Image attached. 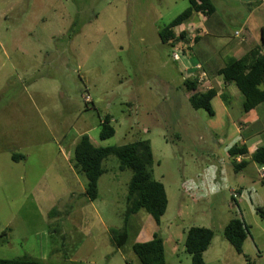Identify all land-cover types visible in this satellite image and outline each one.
Returning a JSON list of instances; mask_svg holds the SVG:
<instances>
[{"label": "rangeland", "instance_id": "rangeland-1", "mask_svg": "<svg viewBox=\"0 0 264 264\" xmlns=\"http://www.w3.org/2000/svg\"><path fill=\"white\" fill-rule=\"evenodd\" d=\"M211 1L214 13L203 14L201 25L189 20L193 32L172 46L158 31L187 0H0V259L140 264L131 247L146 230L165 240L167 264H190L184 231L203 227L214 232L206 264H247L244 256L264 264V186L248 156L244 169L233 168L228 150L248 139L238 125L242 96L233 84L226 88L215 63L261 45L264 0ZM190 60L216 64L208 72L200 62L207 83H197L198 91L219 93L213 116L188 102L182 81L198 73L181 64ZM258 109L263 115L264 102ZM105 117L115 133L100 140ZM82 135L94 147L150 143L167 209L158 225L144 210L131 215L120 248L110 231L123 228L132 173L108 157L97 199L87 200L86 179L72 163ZM258 139H248L250 152L264 146V135ZM232 219L249 227L243 255L222 235Z\"/></svg>", "mask_w": 264, "mask_h": 264}, {"label": "trees", "instance_id": "trees-1", "mask_svg": "<svg viewBox=\"0 0 264 264\" xmlns=\"http://www.w3.org/2000/svg\"><path fill=\"white\" fill-rule=\"evenodd\" d=\"M187 2L188 7L158 31L159 40L163 44L178 45L184 41L185 33L182 30L178 36L174 35L176 27H182L197 13L209 17L215 11L211 0H187ZM260 43L259 47L239 58H228L224 66L218 70V76L225 84H233L238 89L243 99L242 110L244 113H248L264 102V55L261 54V48L264 46V26L260 28ZM188 46L187 44L186 47ZM182 85L187 92L191 93L188 102L193 109H202L209 116L214 115L211 101L217 94L215 89L198 91L197 81L190 79H184ZM99 125L100 140L109 139L114 135L115 131L107 117ZM246 154L247 149L244 145L228 150V155L233 159ZM110 156H114L118 160L120 171L129 169L132 173L127 187V209L123 228L120 231H110L111 243L120 248L127 240L126 228L130 216L144 210L158 225L160 218L166 212L168 200L163 184L153 177L154 160L149 141L140 140L123 146L94 147L88 136L82 135L74 146L72 163L74 169L86 179L83 196L87 200L97 199L98 180L104 173L102 162ZM16 158L17 156H12V159L17 160ZM250 161L258 167L264 166V147L256 148L250 155ZM246 165V161H233L235 171L244 169ZM260 183L264 186V177ZM2 234L4 235V232ZM248 234L249 227L239 219L230 220L222 229L223 237L239 255H243V243ZM213 237L214 232L208 228L191 227L186 231L184 249L190 256V264H205L203 254L209 248ZM131 249L140 264H166L163 241L156 233L153 234L150 241L134 243ZM244 258L249 262L246 256ZM0 264L43 263L30 258H17L0 259Z\"/></svg>", "mask_w": 264, "mask_h": 264}, {"label": "crops", "instance_id": "crops-1", "mask_svg": "<svg viewBox=\"0 0 264 264\" xmlns=\"http://www.w3.org/2000/svg\"><path fill=\"white\" fill-rule=\"evenodd\" d=\"M194 16V18H190V20L192 19V21H194V20H197L198 19V21L197 22H195L194 23V25H198V24H200L201 25V22H203V20H204V17L202 16V14L201 13H197V14H195V15H193ZM201 17H202V19H201ZM188 25H190L189 24V22L187 23H185L182 27H184V33H185V35H187L186 34V32H190V30H188L187 31V29L185 30V26H188ZM182 30H181V27H176L175 29H174V32L175 33H180ZM244 41V40H243ZM243 41H241V42H243ZM243 46V45H242ZM240 47H241V45L240 44H238V45H231V52H234V51H238L239 49H240ZM256 47H259V45H255L253 48H251V49H249V50H246V51H244V52H242V50L240 51L242 54H240V56H238V57H236V58H239V57H241V56H243L244 54H246L247 52H249L250 50H252V49H254V48H256ZM242 48V47H241ZM261 53H262V51H261ZM173 60V59H172ZM186 60V59H185ZM175 62H177V61H175ZM201 62V64L204 66V68L208 71V72H213L212 71V69H213V66L214 65H216L215 63H217V62H220L221 64L220 65H218L219 66V68H218V70H220L223 66H224V64L225 63H223V62H221V61H215V63L213 62L212 63V61H200ZM199 61H194V60H190V61H183V63L181 64V67L183 68V67H187V68H189L188 69V71H187V74H191V72H192V69H191V66L193 65V64H199L200 63ZM217 70V71H218ZM180 74H181V76H182V78H183V76H184V72L182 71V69H181V71L179 72ZM229 86H232V84L231 85H229V84H226V88L228 87L229 88ZM219 93L217 92V94H216V96L218 95ZM215 96V97H216ZM214 97V98H215ZM220 97H221V95H220ZM213 98V99H214ZM212 99V100H213ZM223 100V99H222ZM242 101H243V99H242ZM212 102V101H211ZM224 103H229L228 101H224ZM262 104V103H261ZM212 106V105H211ZM260 107V104L256 107V108H254L253 110H251V111H249L248 113H244L243 115H244V117L243 118H241L240 120H239V122H238V125H239V130H240V132H242L243 130H245L246 131V134H247V137H248V139L250 140H257L256 141V143H260L259 142V139L258 138H260V137H262L263 135H264V114L262 115L261 113H260V111H259V108ZM247 138H244L243 140H242V142H241V144H239V145H236V146H242V145H244L245 147H246V149H247V146H246V144H247V142L249 141ZM257 145H260V146H258V147H264V146H261L262 144H257ZM257 146H256V148H258ZM255 148V149H256ZM254 149V150H255ZM254 150H252V152H250V150H249V148L247 149V154L246 155H244V156H238L237 158H235V161L236 162H240V161H246V158H247V156H248V158L247 159H249L250 160V155L253 153V151ZM246 157V158H245ZM257 168H258V166H257ZM260 178V177H259ZM262 178H260V180H261ZM162 218V217H161ZM160 223V222H159ZM189 229V228H188ZM187 229V230H188ZM187 230H185L184 231V240H183V244H184V241H185V235H186V231ZM156 232H153L152 234H149V233H147L146 232V230H139V232H138V234H137V239H138V242L137 243H145V242H148V241H150L151 239H152V236H153V234H155ZM162 239V238H161ZM162 241H163V247H164V258H165V263L167 264V260H166V249H165V243H164V239H162ZM212 241H213V239H212ZM211 244H212V242H211ZM211 244H210V246H209V248L211 247ZM176 246L174 247V245L172 246V249H173V251L174 250H176L179 254H180V248L178 247V244H175ZM209 248L207 249V251H205L204 252V254H203V259H204V263L206 264V254H207V252H208V250H209ZM184 251H185V249H184ZM179 254H177V256L179 255ZM190 258V257H189ZM188 259V258H187ZM186 258H185V260H187ZM249 259V258H248ZM179 260H180V258H179ZM181 262H182V260H180ZM180 262V263H181ZM179 263V264H180ZM189 263H190V259H189ZM246 263L247 264H253L251 261H250V259H249V262H247L246 261ZM184 264V263H183Z\"/></svg>", "mask_w": 264, "mask_h": 264}, {"label": "built area", "instance_id": "built-area-1", "mask_svg": "<svg viewBox=\"0 0 264 264\" xmlns=\"http://www.w3.org/2000/svg\"><path fill=\"white\" fill-rule=\"evenodd\" d=\"M181 30H184V27H181ZM185 30H186V28H185ZM188 30H190V33H192L194 29H187V31ZM235 36L238 37V33L237 32L235 33ZM179 55L180 54L177 51H173L171 53V57H172V59L174 61H178L180 59ZM188 69H187V71H188ZM191 69H192L191 74H195L196 72L198 73L196 75V81H197L198 84H204V83L206 84L207 83V74H206V72L203 69H201V66L199 64H193L191 66ZM208 89H210V88H207L206 90H208ZM86 100L88 101L87 98H86ZM257 173H258L260 178H263L264 177V166H259L257 168ZM231 196H232L233 199H236L238 194L236 192H232Z\"/></svg>", "mask_w": 264, "mask_h": 264}]
</instances>
